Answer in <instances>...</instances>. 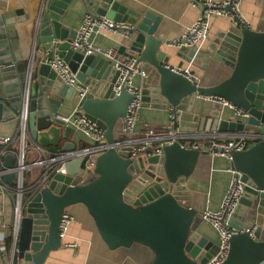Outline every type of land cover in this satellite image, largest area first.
Masks as SVG:
<instances>
[{"label":"water","instance_id":"obj_1","mask_svg":"<svg viewBox=\"0 0 264 264\" xmlns=\"http://www.w3.org/2000/svg\"><path fill=\"white\" fill-rule=\"evenodd\" d=\"M74 1L92 15L129 22L131 31L139 33L143 45L136 58L146 74L139 86L141 107L168 105L180 110L192 94L218 97L241 109L248 119L238 114L220 127L214 121L212 129L241 131L253 123L257 126L253 130L264 133V103L257 102L258 96L264 99V30L234 23L221 31L211 57L226 77L203 85L161 59L165 41L156 33L161 18L153 11L138 12L119 0H40L29 29L32 47L26 60L12 49L8 27L0 24V119L12 120L26 110L25 152L31 153L30 168L40 167L28 185L32 196L22 206L17 223L16 257L26 264H43L50 251L61 247L58 226L63 212L81 203L110 249L136 243L151 251L150 264H206L219 248L197 230L201 212L191 205L185 180L207 151L181 147L177 140L162 146L160 154L134 158L128 148L117 149L119 121L132 95L124 86L115 93L118 71L109 61L71 47L76 30L65 27L62 17ZM55 57L86 88L78 100L80 108L104 130L107 148L95 159L94 175L84 181L79 177L82 157L62 160L76 147L70 138L73 130L61 119L59 109L77 101L78 90L57 77L50 65ZM14 69L17 77L10 81ZM62 140L66 142L61 145ZM40 149L44 153L39 156ZM153 149L148 147L145 153ZM230 157V167L240 173L243 192L226 219L227 227L237 232L229 237L227 256L219 264H264V140L231 151ZM15 162V155H4L0 186H14ZM45 172L47 180L38 183Z\"/></svg>","mask_w":264,"mask_h":264},{"label":"crops","instance_id":"obj_2","mask_svg":"<svg viewBox=\"0 0 264 264\" xmlns=\"http://www.w3.org/2000/svg\"><path fill=\"white\" fill-rule=\"evenodd\" d=\"M123 5L138 11L151 10L161 18L157 28V35L164 39L161 45V59L168 66L184 71L194 76V81L203 85H211L226 77V73L220 64L213 60L212 50L214 40L229 25L232 20L224 16H212L209 21L208 38L201 49L193 56V48L180 47L175 42L190 26L202 10L205 0H119ZM220 2L222 0H212ZM40 0H0V24L8 27L7 32L13 50L20 52L21 60H26L31 53V31L34 17L37 14ZM204 4V3H203ZM240 15L250 29L264 30V0H241L239 3ZM86 10L79 1H74L62 17V24L68 29L77 31ZM1 25V26H2ZM93 44L102 49L114 47L119 56L124 59L137 57L142 49L143 40L139 33L131 32L127 39H123L109 30H101L93 35ZM2 53L0 47V55ZM3 60L0 58V65ZM190 63V64H189ZM10 81L17 77L15 69L9 75ZM0 78L1 75H0ZM133 83L140 86L141 77L135 75ZM2 88H5L2 82ZM13 85V84H11ZM258 105L264 103V99L257 97ZM77 101L68 102L62 106L59 112L67 116L76 107ZM171 106L164 109L141 107L136 124L137 130L154 129L166 131L168 114ZM178 111L177 127L190 140L201 139L204 142L208 135L216 134L221 138L229 139L240 134L253 132L257 126L246 124L241 131L212 129L214 121H218V127L224 121H233L234 110L225 105L218 97L208 98L200 94L190 95ZM264 113V112H263ZM264 115V114H263ZM243 119H248L243 117ZM245 124L246 120H242ZM16 117L12 120L0 119V136H12L16 128ZM261 131V130H258ZM76 149L85 144L80 132L73 131L70 136ZM66 140H62L61 145ZM31 153L26 152L25 163L30 180L36 179L40 167L30 168ZM27 159V161H26ZM230 162L217 156L211 158L208 154L202 155L194 172L186 178L185 186L191 195V205L198 211L204 209L215 211L218 209L223 195L228 187L231 177ZM66 212L72 215L73 220L68 227L66 236L61 240V247L48 253L43 264H150L151 251L140 244H132L129 247L108 248L99 236L94 222L88 214L85 206L76 203L68 206ZM13 222V205L9 189L0 187V225L6 227L5 232ZM197 230L208 240L218 244V235L209 222L201 220ZM63 242H75V247H66ZM12 264H26L16 255Z\"/></svg>","mask_w":264,"mask_h":264},{"label":"built area","instance_id":"obj_3","mask_svg":"<svg viewBox=\"0 0 264 264\" xmlns=\"http://www.w3.org/2000/svg\"><path fill=\"white\" fill-rule=\"evenodd\" d=\"M241 0H222L220 2H213L212 0H205V5L194 20V22L186 28L184 33L173 44L180 47L193 48V56L201 49L208 38L209 21L212 16H224L229 18L235 24L247 25L243 21L239 12V3ZM133 25L129 22L114 21L106 16L92 15L85 13L81 24L79 25L75 38L71 41V47L84 55H100L105 60L109 61L111 65L118 71L117 78L113 84V90L118 93L120 88L124 86L127 92L132 95V99L126 107L125 114L120 118L118 130L116 133L117 149L128 148L129 156L134 158L141 154H160L162 146L179 141L181 147L190 148L193 150H206L211 157H223L230 162L231 151H242L255 144L258 141L264 140V133L261 131H253L248 134H240L229 139H224L216 134L208 135L204 142L201 139L190 140V136L185 137L177 127L178 111L174 108L169 110L168 114V129L166 131H157L154 129L137 130L136 124L139 118V111L141 109V91L140 87L134 85L133 77L139 75L145 77L146 74L140 68V62L136 57L128 59L121 58L114 47H106L104 49L95 46L92 41L93 35L99 33L101 30H109L127 39L132 32ZM190 64V63H189ZM52 69L55 71L57 77L65 84L74 87L78 90L77 105L73 111L61 119L64 123L72 128L73 131H78L83 137L85 144L75 149L68 151L62 156V160H70L77 157H82V173L80 174V181L90 179L94 175L95 159L99 153L107 148L104 138V130L100 128L96 121L85 114L78 100L86 94V88L77 80L76 74L70 70L68 65L61 59L55 57L50 61ZM187 69L184 73L194 80V76L189 75ZM214 98V97H208ZM222 100V99H221ZM225 105L231 107L235 115L240 114L247 117L241 109L234 107L232 104L223 100ZM16 128L12 136H0V163L6 155L4 149L16 142L17 153L15 154V184L13 187L2 185L0 187L9 189L10 197L13 205V222L11 228V244L10 248H6L5 237L6 227L0 225V264H12L16 255V239L18 226L17 223L21 217L22 206L27 204L31 199V192L28 186L24 185L25 176L24 171L27 169L25 163V144L24 140L27 135L26 125V110L16 116ZM148 147H154L151 152L145 153ZM44 149H40L37 155H42ZM10 154V153H7ZM39 160L37 163H40ZM231 177L228 187L223 195L222 201L215 211L204 209L201 212V218L210 223L218 235V251L212 256L206 264H219L227 256L229 249V237L236 233V230L229 229L226 225L233 206L237 203L239 197L243 192V183L240 180V173L230 167ZM48 172L37 181L43 183L47 180ZM73 217L68 212L64 211L58 226V234L62 240L68 231V227L72 222ZM66 247H75V242H63ZM263 264V263H262Z\"/></svg>","mask_w":264,"mask_h":264},{"label":"trees","instance_id":"obj_4","mask_svg":"<svg viewBox=\"0 0 264 264\" xmlns=\"http://www.w3.org/2000/svg\"><path fill=\"white\" fill-rule=\"evenodd\" d=\"M4 153H5V154L10 153V154L15 155V154L17 153L16 142L14 141V142L11 143L10 145H8V146L4 149ZM24 185L26 186L25 182H24ZM11 240H12V237H11V228L9 227V228L7 229L6 237H5V244H6V248H7V249L10 248Z\"/></svg>","mask_w":264,"mask_h":264},{"label":"rangeland","instance_id":"obj_5","mask_svg":"<svg viewBox=\"0 0 264 264\" xmlns=\"http://www.w3.org/2000/svg\"><path fill=\"white\" fill-rule=\"evenodd\" d=\"M26 161H27V159H26ZM27 170H28V169H26V170L24 171V176H25V184L28 186V185L31 184L32 181L30 180V177H29V175H28Z\"/></svg>","mask_w":264,"mask_h":264}]
</instances>
